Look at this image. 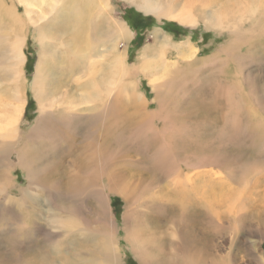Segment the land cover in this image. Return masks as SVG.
<instances>
[{"label": "bare ground", "instance_id": "bare-ground-1", "mask_svg": "<svg viewBox=\"0 0 264 264\" xmlns=\"http://www.w3.org/2000/svg\"><path fill=\"white\" fill-rule=\"evenodd\" d=\"M4 1L0 24L26 33L9 40L0 26V82L11 85L0 99V207L17 216L0 264H124L122 243L137 264H264V163L239 155L245 146L264 151V106L256 79L234 71L237 57L199 58L189 42L155 30L129 67L133 35L124 22H107L108 0H16L21 14ZM124 1L182 27L232 28L234 36L239 24L264 28V0ZM28 35L41 54L36 116L23 125ZM53 42L60 55L43 61ZM75 202L91 207L94 227Z\"/></svg>", "mask_w": 264, "mask_h": 264}, {"label": "rangeland", "instance_id": "rangeland-1", "mask_svg": "<svg viewBox=\"0 0 264 264\" xmlns=\"http://www.w3.org/2000/svg\"><path fill=\"white\" fill-rule=\"evenodd\" d=\"M76 3H78L77 5L79 7L85 5V3L81 1H77ZM108 3H110V17L107 18V22H111V20H114L112 23H113V26L115 25L116 27V25L118 24L117 22L122 21L127 25V27L129 28V30L131 31L133 35L130 43L127 46V53H126L128 57L127 65H129V67H131L134 64L137 66V63L135 62L136 56L140 52L143 46L151 44L153 40V31L155 30L162 31V33H166V35H169V37L174 38L178 42H182V43L189 42L192 47L197 48V50L199 51V54H198L199 58L217 57L219 58L218 61L222 62L221 60H225L226 58H227V61H229L230 58L237 57L238 65L234 67L235 69L234 71L235 72L237 71L239 73L242 72L241 75L243 78L245 76L244 74H249L251 79L252 78L256 79L257 89H258L257 95H256L257 101L260 107L264 106V35L260 34L264 32V30H262L264 28L260 27L261 30L263 31L261 32V30L259 31V27H258L259 25L256 26L257 28L255 27L250 28L249 26L239 24L236 26L234 30V31H237V34H235L234 36L232 34L233 32L232 28H229L227 30L224 29V30L218 31L213 28L205 29L202 26H198L197 28L182 27L176 24L175 22H171L165 19L159 20L153 15L145 14L141 10H138L136 7L128 4L124 0H108ZM4 5L7 8L9 7H13L14 9L16 8L18 9L17 11H19L20 14L22 13V8L18 5L16 0H5ZM9 23H11V21H9ZM97 23H99V21H97ZM57 24H58L57 21H55V23L53 22V24L50 23L51 28H49L48 26V29L53 30L52 28H55ZM0 26L2 30H4L2 31L3 35H5L9 40L13 39V36H14L13 32L18 35L22 33L24 34L26 33L24 29L22 30L14 29L13 27H10L7 23H4V24L1 23ZM28 26L29 25H26L25 29H27ZM101 29L103 30V32L107 30L105 26H103ZM51 33H53V31H51ZM64 38H66L65 33H64ZM233 42L236 44H234ZM231 43H233L234 46L231 45ZM251 44H253V46ZM123 48H124V44L119 43L117 51L119 53L120 52L122 53ZM24 52L28 58L27 60L28 63L26 67L24 68V73L22 74L23 76L22 80H25L24 83L22 81L24 88L22 85L20 86V89H18L19 93L24 92V98L26 100L25 113L23 115L24 117L23 125L24 123L27 124V123L32 122L33 118L36 116L37 106L34 100L32 82L34 78L36 64L41 54L39 42H36L34 39H32V37L28 35L27 40H26V48H24ZM44 52L45 54H44L43 61L53 63L54 60L60 55L61 47L58 43L53 42L47 46V49H44ZM0 81H2L1 76H0ZM135 81L140 85L141 93H144L146 95L148 94V97L150 98L151 97V93L149 91L150 88L147 84L146 79H144L141 76H137ZM3 84L2 82H0V99L4 101L5 95L7 94L9 90V86L11 85H8V84L3 85ZM241 87H242L241 89L242 93L245 94L247 90V85L243 79L241 81ZM152 107L154 106L152 105ZM259 115L261 118L264 117V115L262 114V110H260ZM22 127L24 128V126ZM239 155H241L244 159L248 160V162L258 161V164L264 163V151H258V152L256 151L255 153L251 154L249 153L247 146H245L243 148V151ZM42 157L45 158L43 154H42ZM39 164H40V167H44V165L46 166L47 162H39ZM12 175L15 177V181L19 183V185L23 184L24 176L21 170L18 169L16 171H13ZM1 188H3V185L1 186ZM6 188L10 189V184H8ZM14 195H16V192L12 191L11 196L13 198H15ZM75 201H78V200H75ZM114 203L115 205L113 207V210H114V213L116 214L118 222H120L121 215L123 213V205L122 203H120V201H116ZM44 204H46V202H44ZM62 204L68 208V206H66L67 204H65L64 202ZM74 205L79 209V212L83 213V220L85 221L88 218L89 220L88 219L87 220L89 221V223L91 222L90 226L94 227L95 226L94 222H96V219H95L94 214L90 210L91 207L89 206L86 207L85 205H79V202H75ZM48 207L46 206L47 209ZM53 212L57 213L58 211L53 210ZM12 218H17V216L16 214L14 215V212L11 209H9V207H7L6 205L0 207V241H1L0 246L2 247V250H5V249L9 250L14 247L13 221L15 222L16 219L13 220ZM10 220L12 221L10 222ZM10 231H11V234L9 235ZM227 242H228L227 238L226 239L218 238L216 244L221 245V246L224 245V248H227V246L229 245ZM121 245H122V250H123L122 255L125 260L124 264H137L136 262H134L132 257L129 256V253L125 247V244L122 243ZM63 247L65 249V246ZM69 247H72V246H69ZM261 251L264 255V242L261 247ZM212 252L213 250H211V253ZM216 252L217 254L221 255L223 253V249H220L219 251H216ZM233 255L234 256L237 255L235 257H238V259L241 258V256L244 257L243 253L239 254V252H237V254L236 252H234ZM73 258H75V256H73Z\"/></svg>", "mask_w": 264, "mask_h": 264}]
</instances>
